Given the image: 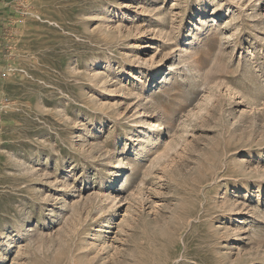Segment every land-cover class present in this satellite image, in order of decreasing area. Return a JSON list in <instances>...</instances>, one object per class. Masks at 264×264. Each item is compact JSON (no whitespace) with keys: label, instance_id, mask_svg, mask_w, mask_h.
<instances>
[{"label":"rangeland","instance_id":"rangeland-1","mask_svg":"<svg viewBox=\"0 0 264 264\" xmlns=\"http://www.w3.org/2000/svg\"><path fill=\"white\" fill-rule=\"evenodd\" d=\"M0 55V264H264V0H0Z\"/></svg>","mask_w":264,"mask_h":264},{"label":"bare ground","instance_id":"bare-ground-1","mask_svg":"<svg viewBox=\"0 0 264 264\" xmlns=\"http://www.w3.org/2000/svg\"><path fill=\"white\" fill-rule=\"evenodd\" d=\"M227 37H229V36H227ZM231 37V36H230ZM166 108H167V106H165ZM168 109V108H167ZM160 123V122H159ZM155 127H156V129L155 130H159L160 129V124H158V123H155ZM162 128V127H161Z\"/></svg>","mask_w":264,"mask_h":264},{"label":"crops","instance_id":"crops-1","mask_svg":"<svg viewBox=\"0 0 264 264\" xmlns=\"http://www.w3.org/2000/svg\"><path fill=\"white\" fill-rule=\"evenodd\" d=\"M1 56V55H0ZM0 61H1V59H0Z\"/></svg>","mask_w":264,"mask_h":264}]
</instances>
